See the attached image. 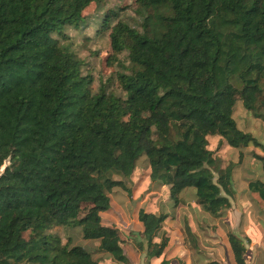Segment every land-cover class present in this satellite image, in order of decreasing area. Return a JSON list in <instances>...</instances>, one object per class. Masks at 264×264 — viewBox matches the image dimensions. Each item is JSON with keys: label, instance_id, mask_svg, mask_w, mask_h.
I'll return each instance as SVG.
<instances>
[{"label": "trees", "instance_id": "1", "mask_svg": "<svg viewBox=\"0 0 264 264\" xmlns=\"http://www.w3.org/2000/svg\"><path fill=\"white\" fill-rule=\"evenodd\" d=\"M103 1L0 0V264H99L47 232L77 224L98 251L124 260L120 230L101 213L140 154L174 203L192 187L202 209L219 214L234 195L233 165L221 164L207 137L261 145L232 113L240 100L264 122V0H133L140 28L107 10L99 30L108 32V62L121 67V94L93 90L64 33ZM248 186L264 202V181ZM167 217L139 209L138 245L149 258L167 247ZM226 239L245 264L241 237Z\"/></svg>", "mask_w": 264, "mask_h": 264}, {"label": "rangeland", "instance_id": "2", "mask_svg": "<svg viewBox=\"0 0 264 264\" xmlns=\"http://www.w3.org/2000/svg\"><path fill=\"white\" fill-rule=\"evenodd\" d=\"M132 3L133 0L92 3L84 10V20L80 24L64 28V33L72 42V49L82 60V72L93 79L91 87L94 91L105 85L107 91L122 93L116 78V72L121 67L108 62V32L100 31L99 27L103 14L107 10H116L119 19L140 28V19ZM118 6L122 9L119 10ZM124 56L120 55L121 60L125 59ZM232 116L237 126L250 132L261 145L234 148L217 135L207 137L208 148L213 150L221 164L233 165L234 195L230 198L229 208L219 214L207 213L196 202L192 187L184 188L179 194V201L174 203L169 187L150 178L146 157L140 154L131 176L124 179L126 188H114L109 193V208L101 213L104 223L120 230L124 260L98 251V241L83 238L78 224L71 227L52 226L47 232L57 234L61 243L68 241L69 245H80L91 251L99 264H159L162 259L170 264H200L210 259L221 264H235L226 239V232L232 231L243 242L247 237L258 238L257 244L253 243L244 257L250 260L256 254L257 264H264V202L248 186L251 180L264 181V170L256 157L264 155V122L251 110L245 109L240 100L236 101ZM141 208L157 214L164 212L168 216L160 229V233H167L168 236L167 247L160 257L149 258L138 245L141 228L138 212ZM25 234L30 235L28 232Z\"/></svg>", "mask_w": 264, "mask_h": 264}, {"label": "crops", "instance_id": "3", "mask_svg": "<svg viewBox=\"0 0 264 264\" xmlns=\"http://www.w3.org/2000/svg\"><path fill=\"white\" fill-rule=\"evenodd\" d=\"M255 235V234H254ZM252 237H247L246 240L244 241V245H245V252L251 247V245L253 243L257 244L258 242V238H255L253 237V239H251ZM250 239V240H249ZM245 258V257H244ZM254 259H248L246 260L245 259V264H257V261H256V254L254 255L253 257ZM259 264V263H258Z\"/></svg>", "mask_w": 264, "mask_h": 264}]
</instances>
